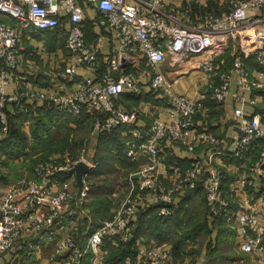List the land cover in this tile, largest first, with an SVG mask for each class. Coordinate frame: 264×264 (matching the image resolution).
<instances>
[{"label": "built area", "instance_id": "1", "mask_svg": "<svg viewBox=\"0 0 264 264\" xmlns=\"http://www.w3.org/2000/svg\"><path fill=\"white\" fill-rule=\"evenodd\" d=\"M88 6L99 12L91 20L100 28L93 40L85 31ZM26 28L60 35L67 53L65 71L72 79L78 65L90 70L105 65L110 71L99 80L75 78L73 88L63 93H23L20 89L6 93L11 71L20 64L25 50L22 31ZM104 33L114 34L118 42V47L108 53L100 49ZM241 39L250 46L261 43L251 50L256 68L247 66L249 54ZM228 44L233 49L229 66L215 51ZM202 54L200 65L206 81L198 98L176 92L163 70L166 58L174 61ZM131 64L145 65L150 87L164 102V107L149 114L151 122L146 127L138 125L141 109H124L116 103L121 93L138 94L142 90L139 73L126 69ZM233 72L238 73L237 89L264 85V0H205L202 10L195 13L190 2L174 8L168 7L165 0H0V138L8 134L10 114L29 111L23 95L46 97L60 112L93 116V129L99 134L124 127L128 135L125 156L138 164L129 175L121 205L89 235L86 249L74 236L75 226L55 242L52 258L56 264H81L83 253L88 251V264H184L174 258L168 245L139 242L132 237L136 213L142 207L139 202L147 196L158 215L173 216L178 194L184 189L195 190L199 182L212 218L232 220L239 248L264 257V181L259 188V179L254 176L257 173L264 178L262 116L246 115L242 107L236 106L234 113L240 119L231 140L217 138L206 124L207 100L224 102L231 90ZM233 95L236 101L246 102L238 90ZM198 147L208 149L209 154L195 156L189 165L176 158L177 149L196 153ZM216 153L224 158H252V173L238 171L230 187L231 195L240 196L237 207L230 206L222 186L225 172L223 163L213 161ZM172 154L174 159L167 165ZM76 161L68 153L53 155L36 162L34 172L40 181L22 176L9 184L0 199V260L9 252L17 256L26 251L33 242L23 240L33 234H40L45 242L56 240L58 229L64 225L63 211L74 198L70 189L73 177L68 172ZM168 175L173 176L170 186L159 181ZM111 246L126 252L110 261Z\"/></svg>", "mask_w": 264, "mask_h": 264}, {"label": "crops", "instance_id": "2", "mask_svg": "<svg viewBox=\"0 0 264 264\" xmlns=\"http://www.w3.org/2000/svg\"><path fill=\"white\" fill-rule=\"evenodd\" d=\"M200 1L202 4H205V0ZM165 2L168 7L174 8L181 7L190 2L192 4V13L202 10V4L196 0H165ZM210 7H213L214 9L218 8L215 4H211ZM98 15L99 12L96 8L91 6L87 7L85 31L89 40H93V38H95V36L100 32L99 26L91 23V20ZM22 34L25 50L22 54L20 64L16 67V69L11 71V81L6 85V93H15L19 91V89L20 91L22 90L23 93L24 91L31 92L34 90L38 91L40 94L44 93L46 95H49L50 93H63L73 88V80L75 78L90 77L94 80H99L104 72L107 71V67L105 65H102L100 68L95 70H90L84 66L78 65L75 72L76 76L72 79V77L68 76L65 71L67 66V53L65 48H63V42L60 35H58L55 31H35L30 28L23 29ZM113 35L111 33H104L100 46L102 53H108L113 48L118 47V42L114 40ZM240 43L243 45L244 48H242L244 51L249 54L246 58L247 66L252 69L256 68L257 63L255 62L254 56L251 52L253 51L252 49L259 47L261 43L256 42L250 46L248 45V41L243 39L240 40ZM232 50L231 44H228L226 46H222L221 48H216L215 51L219 54L218 57L224 58L226 65L229 66L232 60ZM203 57V54L192 55L174 61L169 57L166 58L163 63V70L172 82V88L176 92L187 94L189 97L194 99L198 98L200 89L206 81L205 72L200 65ZM127 68L139 73L141 76L142 90L138 94L129 91L121 93L117 97L116 103L124 109H141V114L138 117V125L146 127L151 122L149 114L164 107V102L161 100V95L155 93L150 87L147 75L145 74V65L140 64L139 66H135L131 64L127 65L126 69ZM188 76L190 77L189 79L186 78ZM237 79L238 73L233 72L231 90L223 103L207 100L208 110L206 111V124L219 139L231 140L233 138L236 123L240 119V116H236L234 113V108L236 106L242 107L246 115L260 113L262 116V124L264 125V85L250 89H237ZM236 90H238L240 95L244 96L246 102L241 103L235 100L233 94ZM23 99L28 103L29 111L26 113H19L16 116L10 114L20 125L22 122L19 121L23 118H25L24 121L27 120L30 124L31 122H37L38 119L40 120L45 117L57 124L59 123L57 125L59 130L60 128L68 130L73 127L90 126L92 132L88 134L89 138L86 137L80 139L78 144L82 146H80L79 155L75 157L76 160L81 159L86 161L90 166L89 172L84 175V191H82L80 198L76 197L77 185L75 176L74 173L68 172L69 175L73 177L70 189L74 194V198L67 205V210L63 211L64 225L58 229L56 240L45 242L44 239L41 238L40 234H33L32 236L24 238L23 241L24 243L33 242L34 245L31 244V247L29 245L26 251L18 254L17 256H14L13 252H9L0 260V264H56L54 258H52L54 255L55 242L62 238L65 232L75 226L77 230L75 231L74 236L84 250L87 247L89 235L101 224L102 220L106 217L108 218V215L98 217V221L95 220V222H93L92 219L96 216L92 217V214L98 212L100 209L99 207H103L104 210L106 209L109 212L112 211L111 203L109 204L110 199L108 198L109 200H106L103 196L109 197V194L112 192L115 193V185L109 183L110 181H104L108 178L106 176L114 172H123L125 174L122 169H128V172L124 176L125 188L127 190L129 186L128 182L130 172H133L138 164L129 162L125 156V140L128 135L125 133L126 130L124 127L116 128L107 134H99L93 129L94 117L91 115L78 117L67 112H60L56 108L55 103L48 100L46 97L35 99L31 96L23 95ZM199 118L203 119L201 116ZM28 125L26 130L22 127V125L21 128L27 133V136L29 135L28 139H30L31 136H33V132L31 131L30 125ZM59 130L57 129V131ZM35 144L40 146L36 142ZM32 145L33 144H31V146ZM223 145L224 143L221 144L222 147ZM28 150L29 144L26 145L24 151L19 155L25 154ZM32 151L38 153L39 151L43 152L41 147L34 148ZM54 152L68 153L62 150ZM254 152H256V150H254ZM208 154V149L204 147H198L196 149V153H189L181 149H177L175 151L176 158L180 160L183 165H189L192 158L195 156L202 157L207 156ZM4 156L5 155H2L0 158ZM219 160H222L223 162ZM251 160L252 158L249 159V156L247 157L245 155H232L226 156L225 158L218 154L213 155L214 163H223L225 177L222 186L229 197L231 202L230 206L232 208L238 206L240 196L239 194L231 195L230 187L236 180L238 171L245 169L252 173V168L250 166ZM165 163L170 165L172 161L166 160ZM35 165L36 163L31 167L23 165L24 174H18L19 176H17V178H13V180L7 184L0 183V199L9 189V184L18 180L22 176H27L40 181L41 178L34 172ZM19 172L22 173L23 168ZM117 176L118 175L115 176V179ZM254 176L259 179L258 186L261 188V182L264 181V178H262V176L259 177V174L257 173H254ZM95 181L100 183L95 185ZM171 181V178L166 179L164 180V184L166 186H170ZM103 185L106 187L103 188ZM199 194L204 196L202 202L205 207L203 215L204 221L201 224L193 221V224L188 227V212L184 211L185 214H183V210H180V205H187L195 202L199 198ZM149 197L151 196L149 195ZM146 198V200L139 202V205L143 207H141V209H148L155 205L147 196ZM175 202L178 204V207L175 209V214L173 216H160L157 212H155L156 214L154 217L158 219L153 218L150 221L148 220L147 222H144V217H146L147 214L145 213V216L140 221V225L144 230H136L135 233L133 232V235L138 238H143L145 236L147 237V240H151V242H158L153 235L157 229L151 230V223H153L154 227L159 228L163 237L169 236L170 234L174 235L175 232L179 234L184 233L183 235H186V238H177L176 240L177 244H181V242L184 241V244L182 243L178 249L179 252L182 251L181 259L184 261V264H208V261L211 262L210 264H264V257L245 253L239 248V238L235 224L232 220H227L224 217L212 218L209 212L208 202L201 188L200 182L195 190H182L175 198ZM154 209L157 211L155 207ZM69 210H71V213H69ZM181 218L184 220L183 225H185L186 228L183 230L181 228ZM192 235L196 239L201 237H204V239L201 244L196 243L193 248H187L188 242L190 241L188 240L189 236L191 238ZM216 240L217 243H215ZM218 240H220V243H218ZM144 242L146 243L149 241ZM171 249L174 251L175 246ZM119 251H123L124 253L126 252V250L122 247L114 249L111 246L108 259L116 260L121 257L118 254ZM186 251H192L194 255H189ZM215 252H217L216 255L214 254ZM89 256V251L83 253L81 264H88Z\"/></svg>", "mask_w": 264, "mask_h": 264}, {"label": "rangeland", "instance_id": "3", "mask_svg": "<svg viewBox=\"0 0 264 264\" xmlns=\"http://www.w3.org/2000/svg\"><path fill=\"white\" fill-rule=\"evenodd\" d=\"M186 78L189 79L190 77L188 76ZM24 119L25 118H23L19 122H22L21 125L26 130L28 128L27 125L29 123L27 122V120L24 121ZM58 124L56 122L52 121V120H48L45 117L43 119H40V120L38 119L37 122H31L29 124L30 128H32V127L34 128V132L33 133H36V136L35 137L31 136L30 139H28L29 135L27 136V138H26L27 139L26 140L27 144L26 145L29 144V150L26 151L25 154H21L19 156H17V155L13 156V155L7 153V154H4L5 155L4 157L0 158V183H2V184L6 183L7 184L11 180H13V178H17V176H19L18 174H20V175L24 174L23 165H26V167H31L32 165H34L39 160H43V159L47 160L48 158L53 157V155L62 154L60 152H54V151H58V150L66 151V152H68V154H70L74 158L79 155L80 146H82V145H80L78 143H79L81 138H86V137L89 138L88 134L91 132L90 126H82V127H75V128L71 127L72 129L69 128L68 130H66L64 128L63 129L60 128V130H59V128L56 127L59 130L60 133H55L57 129H55L54 127L57 126ZM54 130H55V132H54ZM44 131H46V133L42 135V133ZM45 137H47V138H45ZM35 142L37 144H39L40 146L36 145ZM31 144H33V145L31 146ZM76 144H78V145H76ZM39 147H41V150L43 152L39 151V153H38V152H33L32 151L34 148H39ZM172 149L173 148H171L169 150L171 151ZM166 150H167V148H166ZM173 159H174V155L173 154L169 155L168 158H167L168 161H172ZM22 168H23V172L20 173L19 171ZM122 170H124L125 174L128 172L127 171L128 169L124 168ZM121 173H123V172L110 173L108 176H106L108 178L106 180H104V181H108V182L110 181L109 183H112L113 185H115V188H114L115 193L112 192L111 194H109V197L103 196V198H105L106 200L110 199L109 204L111 203V209H112L111 212L112 213L107 211L106 209L104 210L103 207H99L100 208L99 211L92 214V217L96 216L94 219H92L93 222H95V220L98 221V217H103V216H107V215H108V217H110V215H112L114 213V211L121 205V203L123 201V198H124V195H125V192H126L125 181H124L125 180V177H124L125 174L124 173L121 174ZM116 175H118V176L115 179ZM112 178H114V179H112ZM169 178H173V176H169V175L168 176H162V177L159 178V181H162L164 183V180L169 179ZM95 182H96L95 185L100 183V182H97V181H95ZM104 187H106V186L103 185V188ZM198 197L199 198L193 203H190V204H187V205H185V204H183V205L181 204L180 205L181 206L180 210H183L182 211L183 214H185V212H188L187 213V218H188L187 219V225H188V227H190L191 224H193L192 223L193 221L195 223H198V224H201L204 221L203 215H204L205 207H204V205L202 203L203 199H204V196H201V194H199ZM105 205H106V203H105ZM154 207H155V205L151 206L148 209H141V208L139 209V211L136 213L137 214V219H136L137 223L134 221L135 222L134 233H135L136 230H144L141 227V225H140V221L145 216V213H147L149 215L146 214V217H144L145 218L144 222H147L148 220L150 221L151 219H153V217L156 214L155 212H157V211H155ZM185 218H186V216H185ZM177 221H178V219H177ZM183 222H184V220L182 219L181 220V228H182V230L186 229L185 225H183ZM151 224H152L151 227H150L151 230L157 229V231H155L153 233L154 237L158 240L157 243L161 244V245H168L171 248L172 247L174 248V246H175V250L172 251V253H174V255H175L174 258L176 260L180 261V262H184L181 259L182 251H180V252L178 251L179 246L184 241H182L181 244H177L176 240H177V238L184 239V238H186V235H183L184 233L179 234V233L175 232L174 235L170 234L169 236L163 237L161 235V233H160L159 228L154 227L153 223H151ZM144 225H145V223H144ZM148 227H149V225H148ZM156 235H159V236H156ZM133 236L139 242L151 241V240H147V237H145V236L144 237L142 236L144 239L143 238H138L135 235H132V237ZM203 239H204V237L196 239L193 235L191 236V238L189 236L188 240H190V241L188 242L187 248H193V246L196 243H200L201 244ZM215 243H217V240H216ZM218 243H220V240H218ZM186 253L189 254V255H194V253H192V251H186ZM118 254H119V256H122L124 254V252L123 251H119ZM214 254L216 255L217 252H215ZM210 263L211 262L208 261V264H210ZM186 264H191V263H186Z\"/></svg>", "mask_w": 264, "mask_h": 264}, {"label": "trees", "instance_id": "4", "mask_svg": "<svg viewBox=\"0 0 264 264\" xmlns=\"http://www.w3.org/2000/svg\"><path fill=\"white\" fill-rule=\"evenodd\" d=\"M56 127L57 126H55L54 128L57 129ZM31 131L34 132L33 127L31 128ZM45 133L46 131H44L42 135ZM55 133H60V132L56 130ZM33 136L35 137L36 133H33ZM26 138H27V133L21 128V125L17 121H15V118L10 115L8 134L0 139V157L7 153L13 156L15 155L19 156V154L23 152L24 148L26 147V144H27ZM153 218L158 219L156 217H153Z\"/></svg>", "mask_w": 264, "mask_h": 264}, {"label": "water", "instance_id": "5", "mask_svg": "<svg viewBox=\"0 0 264 264\" xmlns=\"http://www.w3.org/2000/svg\"><path fill=\"white\" fill-rule=\"evenodd\" d=\"M90 170L89 164L84 160H77L72 168L69 170L70 173H74L75 181L77 185L76 197L80 198L82 191L84 189L85 180L84 175Z\"/></svg>", "mask_w": 264, "mask_h": 264}]
</instances>
